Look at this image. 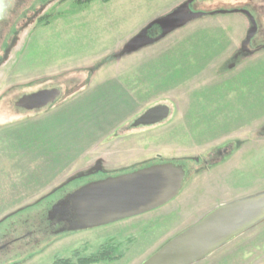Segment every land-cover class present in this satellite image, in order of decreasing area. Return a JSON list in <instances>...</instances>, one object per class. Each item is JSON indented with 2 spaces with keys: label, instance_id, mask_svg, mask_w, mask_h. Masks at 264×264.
<instances>
[{
  "label": "rangeland",
  "instance_id": "rangeland-1",
  "mask_svg": "<svg viewBox=\"0 0 264 264\" xmlns=\"http://www.w3.org/2000/svg\"><path fill=\"white\" fill-rule=\"evenodd\" d=\"M184 1L56 0L46 18L17 35L5 60L0 56V220L16 212L0 230L31 220L89 183L83 177L59 188L97 163L118 176L150 161L205 159L232 147L225 160L188 181L187 175L167 205L66 236L42 252V245L27 250L32 256L22 264L75 263L108 237L121 246L122 259L112 264H140L215 207L264 191V51L236 57L246 20L236 14L204 17L114 58L149 22ZM231 3L213 0L205 7ZM70 79L76 82L67 90ZM44 85L63 87L58 105L12 114L15 95ZM163 104L171 108L164 123L129 128ZM196 264H264V222Z\"/></svg>",
  "mask_w": 264,
  "mask_h": 264
},
{
  "label": "water",
  "instance_id": "water-1",
  "mask_svg": "<svg viewBox=\"0 0 264 264\" xmlns=\"http://www.w3.org/2000/svg\"><path fill=\"white\" fill-rule=\"evenodd\" d=\"M193 2L194 0H185L169 13L149 22L125 43L114 58L119 59L155 45L172 32L202 19L205 16L204 12L191 10L190 5ZM7 6L8 0H0V22L4 18ZM251 23L253 27L247 32L241 44L246 57L264 50V47L256 49L250 47L256 30L252 19ZM152 29L158 30L155 37L149 34ZM5 58L6 55L2 59ZM60 95L61 90L56 88L39 90L22 96L15 103V107L26 112L39 111L54 104ZM170 113L171 108L168 105L153 106L137 117L131 128L161 124L169 118ZM190 160L199 161L198 158ZM95 172L106 173L100 169ZM93 174L89 172L87 175L72 178L59 188ZM186 176L183 166L164 161L127 174L92 181L55 202L47 212V220L51 225L66 226L59 231L61 234L97 229L138 217L176 199L183 190ZM15 213L2 218L0 223ZM263 222L264 191L215 207L199 221L169 239L140 264H196Z\"/></svg>",
  "mask_w": 264,
  "mask_h": 264
},
{
  "label": "flooded vegetation",
  "instance_id": "flooded-vegetation-1",
  "mask_svg": "<svg viewBox=\"0 0 264 264\" xmlns=\"http://www.w3.org/2000/svg\"><path fill=\"white\" fill-rule=\"evenodd\" d=\"M55 1L56 0H8V6L6 8L4 18L0 22V56L1 57L2 56L4 57V55L6 56L8 55V53L12 48L13 40L16 39L17 35L21 31L29 28L30 26L35 25L40 20L46 18L45 13L48 11L49 8H51L52 3H54ZM59 1H63V0H59ZM211 1L213 0H194V2L190 5V8L194 12H204L205 13L204 17H213L217 15H228V14L240 15L244 20L247 21L249 25L246 34L253 27L251 23V19H252L256 30L253 38L250 41V47L252 49L264 47V0H231L232 3L229 6L223 5L220 6L221 8L219 7L216 9L208 10V8H206L205 6ZM222 11H224L223 14ZM245 13H247L248 15H246ZM149 34L151 35V37L156 36V32L154 33L153 29L150 31ZM246 34H245V38H246ZM242 42L240 43V47L236 51L235 55L236 57L239 58H249L244 56L242 52V47H241ZM75 82L76 80L74 79L65 81V85H64L65 89L70 90V88L73 86ZM55 88L61 90V95L59 97L61 98L63 96V87L61 86L55 87L49 85H44L35 90L28 91L25 93H19V95H15L10 101V108H11L10 110L12 114L17 115L20 114V112L35 114L47 110V108L50 106L51 108L55 107L56 105L59 104L57 102L58 99L54 104L48 106L47 108L34 112H26L20 108L15 107V103L17 102V100L24 95H29L39 90L55 89ZM131 125L129 126V128H131ZM158 125L160 124H157L155 126ZM155 126H150V127H155ZM139 128H149V127H139ZM231 152H232L231 146L225 147L223 149H217L214 153L207 155L205 159L198 158L199 159L198 162L193 161V163L197 167L187 166L184 167V170L186 171L187 175L188 172L197 171V173H199L202 171H206L208 168L212 167L213 165L218 164L221 161L225 160L226 157L231 155ZM155 164H161V163H155ZM98 169L104 171L101 163H97L91 170L88 171V173L89 172L94 173L93 175L86 177L89 179V182L102 180L107 177H114L110 175L111 173H105V174L101 172L96 173L95 171ZM88 173H86V175ZM94 175L95 176L102 175L103 177L102 179L99 178L95 179L92 178ZM65 195H63V197ZM63 197H61L60 199H62ZM49 209L43 210L40 213L38 212V214H36L31 220H24L21 221L22 223L19 224L12 223L7 225L5 229L0 230V264H22L26 262L28 259H30V257L32 256V255L31 256L25 255L27 250L34 249L42 245L43 247L39 251L42 252L45 248L50 247L51 245H53L54 243H56L57 241H59L60 239L66 236L76 235L79 233H85L94 230L91 229L86 231L70 232V233L64 232L60 234L59 231L65 229L66 226H64L63 224L51 225L50 222L47 220V212ZM11 217L7 218V220L10 219ZM1 225L2 224L0 223V227H3ZM17 230L20 233L15 236ZM120 247L121 246L116 243L114 237H108L106 241H104L102 244H100L97 247L96 253L84 257L76 256L75 263H78L83 259L92 258L94 256L100 258V261L95 264H100V263L112 264L119 262L122 259V254H120ZM22 256L24 257L19 262L14 261L16 258ZM109 259H113V260H109ZM58 260H62V259H55V261L52 264H56Z\"/></svg>",
  "mask_w": 264,
  "mask_h": 264
},
{
  "label": "trees",
  "instance_id": "trees-1",
  "mask_svg": "<svg viewBox=\"0 0 264 264\" xmlns=\"http://www.w3.org/2000/svg\"><path fill=\"white\" fill-rule=\"evenodd\" d=\"M95 0H77V4L78 5H89L90 3L94 2ZM103 3H108L110 0H101ZM170 162H172L173 164H177V165H181L183 167H186V165L189 163V165H194V167H196V165L193 163V161H191L189 158H184V159H173V160H169ZM164 161H158L155 163H163ZM153 161H150L148 163H144V164H140L137 165L135 167L132 168L131 171L140 169L142 167H146L152 164H155ZM196 170V169H195ZM197 171H193V172H188V178L187 181L189 180V178L193 175L196 174ZM29 209V208H27ZM109 260H113V259H109ZM100 261V258L94 256L92 258L89 259H83L81 261H79L78 263H72L70 260H58L56 262V264H95L97 262Z\"/></svg>",
  "mask_w": 264,
  "mask_h": 264
}]
</instances>
